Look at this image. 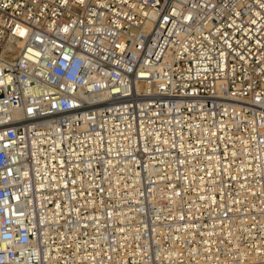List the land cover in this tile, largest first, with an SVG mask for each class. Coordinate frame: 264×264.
<instances>
[{"label":"built area","instance_id":"built-area-1","mask_svg":"<svg viewBox=\"0 0 264 264\" xmlns=\"http://www.w3.org/2000/svg\"><path fill=\"white\" fill-rule=\"evenodd\" d=\"M0 264H264V0H0Z\"/></svg>","mask_w":264,"mask_h":264},{"label":"bare ground","instance_id":"bare-ground-1","mask_svg":"<svg viewBox=\"0 0 264 264\" xmlns=\"http://www.w3.org/2000/svg\"><path fill=\"white\" fill-rule=\"evenodd\" d=\"M12 44H14L15 46H17V47H19V48L21 47V45H20L19 43H13V42H12ZM2 57H3V60H14V57H15V56H10V57H9V56H7V55H3ZM150 168H151V169H154L153 167H150Z\"/></svg>","mask_w":264,"mask_h":264}]
</instances>
